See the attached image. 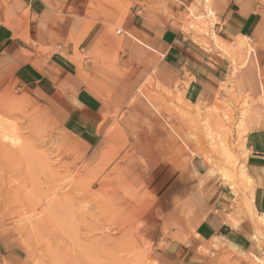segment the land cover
Masks as SVG:
<instances>
[{
    "label": "crops",
    "instance_id": "0c3cea01",
    "mask_svg": "<svg viewBox=\"0 0 264 264\" xmlns=\"http://www.w3.org/2000/svg\"><path fill=\"white\" fill-rule=\"evenodd\" d=\"M206 1L0 0V91H28L54 109L94 148V159L129 142L145 163L152 200L140 232L156 248L158 264H205L198 252L203 242L215 252L263 250L252 216L219 171L202 155L168 159L159 112L146 97L137 98L141 89L149 93V82L178 88L201 108L217 97L231 66L182 24L185 16L202 13ZM210 2L220 41L235 46L246 40L254 48L233 80L240 96L258 106L248 109L245 167L254 182V214L264 218V0ZM112 127L119 135L107 134Z\"/></svg>",
    "mask_w": 264,
    "mask_h": 264
},
{
    "label": "rangeland",
    "instance_id": "374dc122",
    "mask_svg": "<svg viewBox=\"0 0 264 264\" xmlns=\"http://www.w3.org/2000/svg\"><path fill=\"white\" fill-rule=\"evenodd\" d=\"M217 21L210 0L202 13L182 19L186 34L205 48L209 45L231 66L212 104L192 106L178 88L164 89L156 82H149V93L141 89L137 98L146 97L159 112L168 159L202 155L222 176L224 167L236 174L245 166L248 109L258 106L240 96L233 80L244 64L248 66L253 45L246 40L235 46L224 43L225 48L216 44ZM120 28L118 23L116 33ZM6 96L18 99L23 110L10 113L0 107V123L16 127L12 134L18 143L0 141L18 149L14 155H0V264H158L156 248L140 232L144 209L152 200L142 176L145 163L129 142L119 139L121 144L105 148L94 159V148L67 128L66 118L54 109L18 88L0 91V98ZM107 134L119 135L114 127ZM222 145L233 158L223 155ZM222 178L253 217L251 225L263 250L215 252L203 242L198 252L206 256L205 264H264V225L251 212L252 184L234 176Z\"/></svg>",
    "mask_w": 264,
    "mask_h": 264
},
{
    "label": "bare ground",
    "instance_id": "6f19581e",
    "mask_svg": "<svg viewBox=\"0 0 264 264\" xmlns=\"http://www.w3.org/2000/svg\"><path fill=\"white\" fill-rule=\"evenodd\" d=\"M199 20V19H198ZM215 40H216V44H219V45H222V42L220 41V39L218 37L215 36ZM241 43V41L239 42ZM238 43V44H239ZM243 43V41H242ZM241 43V44H242ZM209 46V45H208ZM216 46V45H215ZM221 46V47H222ZM218 47V46H217ZM225 44H224V48H225ZM219 48V47H218ZM253 49H248V53L251 54L253 53ZM246 62V61H245ZM247 66V64H244L243 65V68H245ZM0 107L3 109V110H6L10 113H16V112H21L23 110V104L18 100L16 99L15 97H12V96H6L5 98H0ZM198 108V107H197ZM243 124V122H242ZM15 126H10V125H6L4 124L3 122L0 123V141L1 140H11L13 143H17V140L13 138V132H15ZM9 130H11L10 132H8ZM1 132H2V135H1ZM212 133V132H211ZM218 133V132H217ZM212 138V137H211ZM212 140V139H211ZM222 140V139H221ZM5 142V141H4ZM3 143V142H2ZM0 142V155H3V156H10V155H14L17 153V150L18 149H14L12 146V148H9L8 146L10 145H4ZM6 143V142H5ZM7 144V143H6ZM18 144V143H17ZM16 148V147H15ZM222 153L223 155L225 156H229L230 153H229V150L226 146L222 145ZM231 156V155H230ZM12 157V156H11ZM233 158V156H231ZM230 157V158H231ZM231 158V159H232ZM211 159V158H210ZM226 159V158H225ZM229 159V157H228ZM227 159V160H228ZM231 161V160H230ZM224 163V162H223ZM228 163V162H227ZM231 164V162H229ZM229 164V165H230ZM225 165V164H224ZM243 165V164H242ZM247 166V165H246ZM228 167H224V171H223V175H224V178H230L232 176H234V178H240L241 180H244L246 181L247 183H249L250 185L252 184V178L250 177V175H248L247 171H246V167H240V169L235 173H232L230 170L227 169ZM219 170V169H218ZM234 171V170H233ZM235 174V175H234ZM222 175V176H223ZM226 181V180H225ZM254 183V182H253ZM246 184V183H245ZM247 185V184H246ZM254 185V184H253ZM253 188V187H252ZM252 194V193H251ZM253 195V194H252ZM251 212L254 214V211H253V206L251 205ZM261 223L264 225V218L261 217ZM257 226V225H256ZM258 261H261V258H257Z\"/></svg>",
    "mask_w": 264,
    "mask_h": 264
},
{
    "label": "built area",
    "instance_id": "2783aa9c",
    "mask_svg": "<svg viewBox=\"0 0 264 264\" xmlns=\"http://www.w3.org/2000/svg\"><path fill=\"white\" fill-rule=\"evenodd\" d=\"M217 26H218V23H215L213 26L214 27L213 29H216ZM118 33H120V32L118 31Z\"/></svg>",
    "mask_w": 264,
    "mask_h": 264
}]
</instances>
